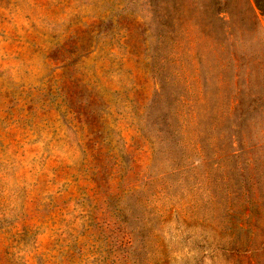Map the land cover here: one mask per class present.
<instances>
[{"label":"rangeland","instance_id":"374dc122","mask_svg":"<svg viewBox=\"0 0 264 264\" xmlns=\"http://www.w3.org/2000/svg\"><path fill=\"white\" fill-rule=\"evenodd\" d=\"M0 264H264L251 0H0Z\"/></svg>","mask_w":264,"mask_h":264},{"label":"trees","instance_id":"16d2710c","mask_svg":"<svg viewBox=\"0 0 264 264\" xmlns=\"http://www.w3.org/2000/svg\"><path fill=\"white\" fill-rule=\"evenodd\" d=\"M255 9L257 10V12L261 15L264 16V0H251ZM171 32H173V35L175 36V29H172V31H169V34H171ZM162 33L160 31V29H156L155 30V42H154V45H153V50L152 52L150 53V59H151V62H150V65H151V68L153 73H156L157 71V68H156V63L154 62V59L155 57L158 55V52H159V49L160 47L162 46ZM173 39L175 38H171L169 40L170 44H172L173 42ZM153 60V61H152ZM155 76H158V79H159V82H163V80H166V78L164 76H161L159 74H156ZM160 85V84H159ZM258 100L257 99H249V101L247 102V105L246 107H242V101L241 99L239 100V108H238V117L236 119V122H237V127L239 128L240 126H242L246 121L248 120H255L257 119V104H256V101ZM166 112L165 111H160L157 113V115L155 116L153 122H151V117L149 116V125L150 127H152L153 125H156L158 127V132H160L162 135V139L163 140H166V136H169V138L171 137V141L173 144H177V141L172 138V136L174 135V131H170L169 133H167L166 129L163 130V125L166 126V123H164V120H166ZM153 129V127H152ZM167 133V135H166ZM236 131H234L232 134H235ZM232 139H231V145H234V148L232 149V151L230 152V154H232L231 156L229 155L228 153V158L230 157H237L238 156V153L240 152V149H241V146H242V143H241V140L237 137V136H234L232 135L231 136ZM167 141V140H166ZM168 142V141H167ZM255 144H250V147H254ZM245 165V164H244ZM230 170H235V164H230L229 166Z\"/></svg>","mask_w":264,"mask_h":264}]
</instances>
